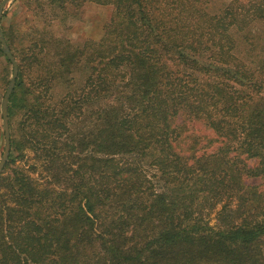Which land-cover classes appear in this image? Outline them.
Wrapping results in <instances>:
<instances>
[{
  "label": "trees",
  "instance_id": "16d2710c",
  "mask_svg": "<svg viewBox=\"0 0 264 264\" xmlns=\"http://www.w3.org/2000/svg\"><path fill=\"white\" fill-rule=\"evenodd\" d=\"M254 1L52 0L112 13L98 40L32 36L19 56L3 30L20 68L0 264H264V64L239 55Z\"/></svg>",
  "mask_w": 264,
  "mask_h": 264
},
{
  "label": "rangeland",
  "instance_id": "374dc122",
  "mask_svg": "<svg viewBox=\"0 0 264 264\" xmlns=\"http://www.w3.org/2000/svg\"><path fill=\"white\" fill-rule=\"evenodd\" d=\"M3 1L4 0H0V6ZM51 1L52 0H11L6 4L1 20V28L2 31L9 30L12 34L15 42L14 51L18 56V50H20L23 42H26L28 40L27 38H31L32 36L49 37L54 34L60 38L70 39L75 43H82L89 39L98 40L103 33L104 25L108 22L112 13V8L91 2H78L77 5L70 8L69 11H65L59 7V4L51 5ZM232 1L234 0H214L212 11L217 12ZM79 3H82V5H79ZM250 30H252V32L248 34V44L242 41L243 43L241 44L239 55L243 60H247L249 64L261 66L264 64V20L253 24ZM6 58L0 56V162L3 158L6 146L3 118L1 114L2 101L13 75V66L9 60L11 65L8 64V58ZM16 60L19 64V60L17 58ZM4 68L10 71L7 82L3 80V76L6 74V71L3 70ZM200 132L202 134H209V132L203 128ZM11 154L15 156L13 148H11L10 155ZM9 164L10 157L0 177L6 176L11 172L12 166L9 167ZM23 165L24 164H21V166ZM24 167L26 170L29 168L27 164L24 165ZM251 183L259 186L260 190L264 192V180L256 179L252 180ZM212 216V223H214V214Z\"/></svg>",
  "mask_w": 264,
  "mask_h": 264
},
{
  "label": "water",
  "instance_id": "95a60500",
  "mask_svg": "<svg viewBox=\"0 0 264 264\" xmlns=\"http://www.w3.org/2000/svg\"><path fill=\"white\" fill-rule=\"evenodd\" d=\"M10 1L11 0H4L0 6V46L3 50V52L5 53V55L7 56L8 60L11 62L12 66H13V75H12L11 81L9 83L8 89L4 95V98L2 101V109H1V114H2V118H3V127H4V132H5V138H6V146H5L3 158L0 162V175L2 174L4 168H5L8 160H9L11 148H12L11 127H10V118H9V104H10V99H11V96H12L14 90H15L17 80H18V76H19V64H18L14 54L10 50L8 43L5 39L4 33L2 31V28H1V20H2V16H3L4 8H5L6 4H8V2H10Z\"/></svg>",
  "mask_w": 264,
  "mask_h": 264
}]
</instances>
